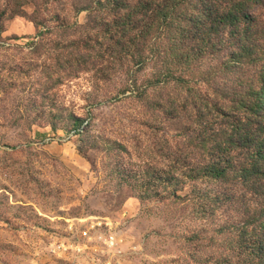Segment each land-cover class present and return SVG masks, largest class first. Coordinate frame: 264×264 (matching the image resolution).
Segmentation results:
<instances>
[{"label": "rangeland", "instance_id": "rangeland-1", "mask_svg": "<svg viewBox=\"0 0 264 264\" xmlns=\"http://www.w3.org/2000/svg\"><path fill=\"white\" fill-rule=\"evenodd\" d=\"M214 1L220 13L243 3L236 10L254 24L203 25L209 46L195 55L193 92L140 87L139 96L121 71L88 69L102 44L101 20L110 17L75 13L72 0L4 22L0 264H228L243 222L260 228L248 219L264 203L259 193L181 174L205 160L191 147L193 100L226 124L260 104L264 90V0ZM36 19L51 22L40 28ZM150 74L141 70L139 85ZM98 224L99 233L117 234L120 256L84 247L82 233Z\"/></svg>", "mask_w": 264, "mask_h": 264}, {"label": "trees", "instance_id": "trees-1", "mask_svg": "<svg viewBox=\"0 0 264 264\" xmlns=\"http://www.w3.org/2000/svg\"><path fill=\"white\" fill-rule=\"evenodd\" d=\"M80 1L72 0L75 13L99 12L110 17L101 20L102 30L97 35L102 36V41L96 39V44H102L96 58L89 59L88 69H99L97 74L108 75L121 71L128 89L138 95L140 87L146 88L145 94L171 87L193 92V66L199 60L195 55L209 46L202 42V34L210 33L208 29L202 32L203 25L218 20L220 27L232 26L239 30L244 20L250 28L254 24L252 15L244 9L236 10L244 4L235 1L223 13L216 8L218 2L214 0H88L89 7L78 8L82 7ZM59 2L61 0H0V37L6 20L26 17L32 7L37 16ZM35 21L40 28L51 22ZM149 53L155 56L150 58ZM236 62L243 64L241 59ZM149 67L152 74L144 85H139L137 74ZM192 103L191 113L197 127L191 147L205 160L196 169L184 166L183 179H201L226 187L238 182L249 195L254 190L264 201V90L260 104L247 107L244 118L226 124L210 120L203 113L208 106H203L202 98ZM171 111L167 105L165 113L170 115ZM248 219L258 220L260 228L250 230L248 223L243 222L230 255L226 254L228 264H264V203Z\"/></svg>", "mask_w": 264, "mask_h": 264}, {"label": "built area", "instance_id": "built-area-1", "mask_svg": "<svg viewBox=\"0 0 264 264\" xmlns=\"http://www.w3.org/2000/svg\"><path fill=\"white\" fill-rule=\"evenodd\" d=\"M101 226L94 225L91 227H87L86 230L82 233L81 239L85 242L84 247L88 248L89 245H94V252H98V248H103V253H107L108 255H112L113 257L120 256L121 254V241L119 240L117 234L113 232H108L106 235L99 233ZM93 233V235L91 234ZM74 247V246H73ZM72 247V248H73ZM79 252H81L80 245Z\"/></svg>", "mask_w": 264, "mask_h": 264}]
</instances>
